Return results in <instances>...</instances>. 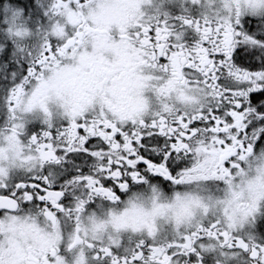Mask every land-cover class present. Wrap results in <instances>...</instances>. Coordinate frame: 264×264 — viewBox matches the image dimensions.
<instances>
[{
	"label": "snow or ice",
	"instance_id": "obj_1",
	"mask_svg": "<svg viewBox=\"0 0 264 264\" xmlns=\"http://www.w3.org/2000/svg\"><path fill=\"white\" fill-rule=\"evenodd\" d=\"M0 264H264V0H0Z\"/></svg>",
	"mask_w": 264,
	"mask_h": 264
}]
</instances>
